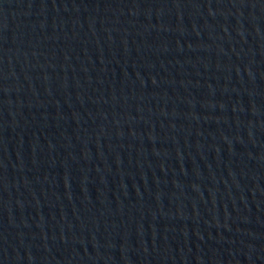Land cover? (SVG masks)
Here are the masks:
<instances>
[{"label": "water", "instance_id": "water-1", "mask_svg": "<svg viewBox=\"0 0 264 264\" xmlns=\"http://www.w3.org/2000/svg\"><path fill=\"white\" fill-rule=\"evenodd\" d=\"M0 264H264V0H0Z\"/></svg>", "mask_w": 264, "mask_h": 264}]
</instances>
